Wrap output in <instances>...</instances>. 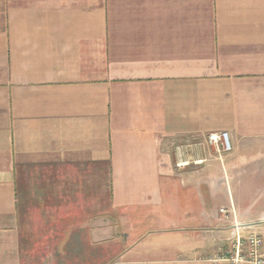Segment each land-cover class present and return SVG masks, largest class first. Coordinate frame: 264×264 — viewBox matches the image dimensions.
Listing matches in <instances>:
<instances>
[{
	"label": "crops",
	"instance_id": "obj_1",
	"mask_svg": "<svg viewBox=\"0 0 264 264\" xmlns=\"http://www.w3.org/2000/svg\"><path fill=\"white\" fill-rule=\"evenodd\" d=\"M253 223L264 0H0V264H230Z\"/></svg>",
	"mask_w": 264,
	"mask_h": 264
},
{
	"label": "built area",
	"instance_id": "obj_2",
	"mask_svg": "<svg viewBox=\"0 0 264 264\" xmlns=\"http://www.w3.org/2000/svg\"><path fill=\"white\" fill-rule=\"evenodd\" d=\"M210 144L221 146L224 151H231L232 144L228 132H215L208 136ZM227 213L226 210H222ZM262 223L240 224L233 240L227 247L221 248L215 261L230 264H264V235L257 231ZM247 229V233H243Z\"/></svg>",
	"mask_w": 264,
	"mask_h": 264
},
{
	"label": "rangeland",
	"instance_id": "obj_3",
	"mask_svg": "<svg viewBox=\"0 0 264 264\" xmlns=\"http://www.w3.org/2000/svg\"><path fill=\"white\" fill-rule=\"evenodd\" d=\"M231 144H232V142H231ZM262 224H263V223H262ZM263 225H264V224H263ZM263 225H262V226H263Z\"/></svg>",
	"mask_w": 264,
	"mask_h": 264
}]
</instances>
